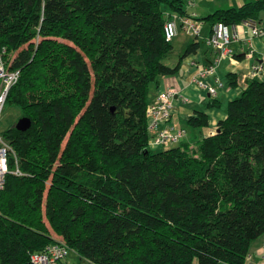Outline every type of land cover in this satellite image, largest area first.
Instances as JSON below:
<instances>
[{
    "label": "trees",
    "instance_id": "trees-1",
    "mask_svg": "<svg viewBox=\"0 0 264 264\" xmlns=\"http://www.w3.org/2000/svg\"><path fill=\"white\" fill-rule=\"evenodd\" d=\"M186 3L0 0V46L21 72L6 105L32 122L2 132L14 153L0 191V264H33L56 242L85 264L250 261L264 237V82L252 80L197 147L148 146L147 107L179 69L164 62L165 24L190 15ZM263 11L256 0L200 20L233 27ZM187 127H209L208 116Z\"/></svg>",
    "mask_w": 264,
    "mask_h": 264
},
{
    "label": "crops",
    "instance_id": "crops-1",
    "mask_svg": "<svg viewBox=\"0 0 264 264\" xmlns=\"http://www.w3.org/2000/svg\"><path fill=\"white\" fill-rule=\"evenodd\" d=\"M184 1L186 3L190 0ZM254 1L256 0H193V6L189 7L188 3L186 4L188 13L195 14L199 19H205L216 11L237 9ZM255 22L264 30V11L259 14ZM212 28L211 21L204 22L202 36L197 40L200 42L199 47L196 49L197 52L188 55L184 59H182V56L193 38L181 32L175 38L178 41L176 43L175 39V41H172L173 51L170 56L173 58L171 62L166 64L173 68L179 64V69L174 75L162 78L157 91L158 93L165 88L176 90L177 94L173 99L174 108L171 123L176 128L183 127L188 130L187 139L184 141L189 143L195 140L199 141L209 134L211 135V131L216 130L218 123L227 117L229 103L240 97L252 81L247 77L251 68L258 63L264 64V35L262 37H252L250 29L246 28L244 23L233 26V34L238 35V38L231 45L233 57L222 60L217 70V75L221 78L224 88L219 89L217 97L210 96L208 92L194 83L193 79L198 74L197 66L208 65L217 58V52L207 46L204 41V38L211 34ZM229 74L237 82L235 87L229 85ZM197 112L205 113L208 116L209 127L192 131L188 129L187 121L195 116ZM252 246L250 250L252 254L250 253L249 260L253 264H261L264 259V237L262 242L257 243L254 247ZM62 264H69L68 258Z\"/></svg>",
    "mask_w": 264,
    "mask_h": 264
},
{
    "label": "built area",
    "instance_id": "built-area-1",
    "mask_svg": "<svg viewBox=\"0 0 264 264\" xmlns=\"http://www.w3.org/2000/svg\"><path fill=\"white\" fill-rule=\"evenodd\" d=\"M196 17L195 14L181 16L171 13L164 28L166 40L172 42L181 32L191 38L200 39L204 30V22ZM243 23L246 28L250 29L252 37L264 35V30L255 21L248 20ZM237 38L238 35L233 34L232 27L222 22L216 23L211 34L204 38L205 44L217 52V58L213 63L197 66L198 74L193 81L212 97H217L219 89L224 88L221 78L217 75L218 66L222 60L233 57L231 45ZM10 62L11 53L6 47L0 46V121L8 95L11 89L18 84L21 75L20 70L11 68L12 63ZM247 77L264 82V64L254 65ZM176 94L174 88H165L158 92L156 98L147 107L148 146L151 149L179 145L188 136L185 128H176L171 123L173 99ZM214 133L215 131L211 132V135ZM13 153L12 146L0 131V191L4 189L6 177L11 173L9 158ZM14 173L19 174V170L17 169ZM70 253V248L64 242H56L50 245L44 253L33 254L31 261L33 264H59V261L65 260ZM246 264L253 263L247 261Z\"/></svg>",
    "mask_w": 264,
    "mask_h": 264
},
{
    "label": "rangeland",
    "instance_id": "rangeland-1",
    "mask_svg": "<svg viewBox=\"0 0 264 264\" xmlns=\"http://www.w3.org/2000/svg\"><path fill=\"white\" fill-rule=\"evenodd\" d=\"M176 40V39H175ZM174 40V41H175ZM178 40L175 41V43L177 42ZM178 46V45H177ZM176 46V47H177ZM176 50V48H175ZM172 54V53H171ZM170 54V55H171ZM174 56V55H173ZM172 56H169L167 59H165V63H169L172 61ZM22 118V111L21 109L18 107V106H15V105H9L7 104L5 106V109L3 111V114H2V117H1V121H0V131L1 132H5L7 129H9L11 126H15L16 123L18 122V120ZM187 130V129H186ZM215 131V130H214ZM188 132V130H187ZM212 132V131H211ZM216 132V131H215ZM200 141L198 140H195V141H192L190 144H191V147L192 148H195L198 146ZM55 240H61V237L59 235H54L53 237ZM263 240V237L260 238L258 241H256L252 247H254L257 243L259 242H262ZM252 254V251L250 252ZM68 262L69 264H85V262L80 259V257H78V255L74 252H71L69 254V257H68Z\"/></svg>",
    "mask_w": 264,
    "mask_h": 264
},
{
    "label": "water",
    "instance_id": "water-1",
    "mask_svg": "<svg viewBox=\"0 0 264 264\" xmlns=\"http://www.w3.org/2000/svg\"><path fill=\"white\" fill-rule=\"evenodd\" d=\"M31 125H32V122L29 118L22 117L16 123L15 128L19 131L25 132L28 129H30Z\"/></svg>",
    "mask_w": 264,
    "mask_h": 264
}]
</instances>
